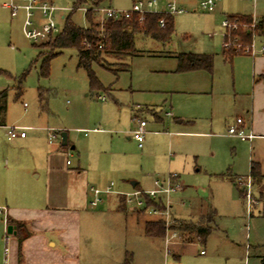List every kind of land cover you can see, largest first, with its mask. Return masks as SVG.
<instances>
[{
  "label": "rangeland",
  "instance_id": "374dc122",
  "mask_svg": "<svg viewBox=\"0 0 264 264\" xmlns=\"http://www.w3.org/2000/svg\"><path fill=\"white\" fill-rule=\"evenodd\" d=\"M5 1L0 0V92L7 90L8 97L0 126V207L18 208L28 215L29 209L48 206L54 223L83 224L78 230L81 264H264V177L248 186L252 161L264 174V90L258 75L264 56L243 52L232 61L223 57V22L228 19L223 12L253 15L252 22L258 21L264 17V0H223L216 13L203 11L201 0H156L154 12H167L174 1L184 10L174 15L176 31L170 43L139 37L136 47L143 51L139 56L106 57L93 66L98 81L94 88L88 73L78 68L77 51L67 49L56 56L50 40L27 39L24 13L12 18L2 6ZM138 1L148 0H103L100 8L131 11ZM52 2L62 31L73 0ZM85 13L81 9L72 17L81 28L88 27ZM105 20L102 15L95 19L101 24ZM250 22L240 21L245 28ZM255 42L259 51L264 36L257 33ZM40 53L56 56L49 78L40 77L44 59H38ZM184 53L215 56L213 72H180L179 59L168 57ZM103 97L106 101H101ZM159 113L161 122L155 118ZM238 117L253 127L252 142L228 135ZM141 119L148 122L149 131L143 149L130 134ZM15 126L30 128L26 140L9 139L7 128ZM47 129L55 131L53 144ZM62 133L68 134L67 147L62 146ZM78 165L87 170V178L70 176ZM170 172L180 175L183 190L171 196L175 216L164 223V236H146L144 224L135 219L137 213H144V219L157 216L133 205H127L123 215L110 209L103 218L94 219L91 214L98 208L91 206L89 193L85 209L77 210L79 194L88 183L99 182L97 186L105 190L112 182L134 179L150 188L153 176ZM235 176L238 186L231 180ZM201 200L217 209L221 228L206 241L183 230L192 221L200 222L194 208ZM108 201L104 198L105 204ZM6 230L0 215V253L6 246ZM76 232L73 227L67 237ZM173 233L178 238L169 245L168 254L166 239ZM175 246L181 248L179 259Z\"/></svg>",
  "mask_w": 264,
  "mask_h": 264
},
{
  "label": "trees",
  "instance_id": "16d2710c",
  "mask_svg": "<svg viewBox=\"0 0 264 264\" xmlns=\"http://www.w3.org/2000/svg\"><path fill=\"white\" fill-rule=\"evenodd\" d=\"M103 0H73V9L70 15L64 18V28L56 36L52 37L48 44L57 52L56 56L61 54L67 49H73L77 51L78 56V68L84 69L91 80V86L97 87L98 81L95 73L93 72V66L95 64H102V61L106 57H135L139 55V51L136 47V41L139 37L152 39L160 43L166 44L171 41L175 33V19L173 16H163L159 13H147L143 19H140L138 14H134L130 19L113 20L106 19L103 24L96 23L95 19L98 13L95 11L99 8ZM88 8L85 13V17L88 23L87 28H81L72 21L73 15L81 9ZM165 19V27L160 26V20ZM232 19L252 21L249 16L243 17H231ZM256 33L260 36H264V17L258 20L256 26ZM234 36L240 39L243 44H249L252 39V33L235 32ZM226 56L241 55L237 53L235 49L224 50ZM56 56L45 57L43 53H40L38 59H43L40 68V77L49 78L50 76V64L52 59ZM180 72H190L197 70H204L208 72L213 71L214 57L208 55L198 54H183L178 57ZM23 76L20 80L22 84L24 80ZM261 80L264 82V74L261 76ZM7 90L0 92V126H3V117L7 109ZM258 176H262L261 167L259 164L252 161L250 178L252 183ZM237 185V183L234 181ZM239 189V188H238ZM240 196L243 200V191L239 189ZM217 212L214 208L209 207L205 213L202 214L201 221L197 223L191 222L186 225L184 231L194 233L200 237L203 241L214 231L215 218ZM18 229H21V227ZM165 224L148 223L146 226V235L148 237H161L164 236ZM20 232V230H19ZM21 234V232L19 233ZM162 234V235H161ZM126 264H130L129 261Z\"/></svg>",
  "mask_w": 264,
  "mask_h": 264
},
{
  "label": "built area",
  "instance_id": "2783aa9c",
  "mask_svg": "<svg viewBox=\"0 0 264 264\" xmlns=\"http://www.w3.org/2000/svg\"><path fill=\"white\" fill-rule=\"evenodd\" d=\"M223 0H201L200 7L205 12H213ZM256 2V0H253ZM158 6L156 0L148 1H138L134 3L133 9L131 11H118L113 8H96L95 11L98 15H102L106 19L121 20L130 19L134 14H138L140 19H143L144 15L147 13H159L163 16H174L177 14H182L183 9H180L175 2L170 3L167 6V12H154L152 9ZM4 7L8 9L13 18H17L21 12L24 13V23L23 30L27 39L34 42H44L49 41L52 37L56 36L59 31L58 23L56 21L55 15L58 9L54 6L52 0H8L4 3ZM85 12L88 8L83 9ZM40 17V22H37V17ZM241 20L229 18L223 22V28H225L224 35V50L235 49L237 53H245L251 56H264V46L257 51L256 42L253 44V38L257 34L256 26L258 21L256 19L249 23L247 28L243 27L240 23ZM160 26L165 27V19L160 20ZM235 32H249L252 33V39L249 44H243L240 39L234 36ZM244 54V55H245ZM101 101H105V98H100ZM27 107V104H25ZM138 128L133 132L134 139L139 143V146H143L145 140L147 122L138 120ZM244 120L238 118L236 123L230 127L229 135L239 138L241 141L252 142L256 136L253 133H248L246 129L243 128ZM7 135L10 140H15L18 138L25 139L27 137V132L30 128L27 127H9L7 128ZM48 140L50 144H53L56 139L55 131L48 129ZM87 132V131H83ZM178 175L170 174L166 180L155 181V189L152 190H134L129 193H123L113 190L114 184L107 187L105 190L94 189L92 192L96 196V200L92 203V206H97L101 200V195L116 194L125 198V203L127 205H133L135 208L141 209L143 212H148L151 215L160 217L164 220V223H168L173 220L172 214V201L171 196L173 194L179 193L183 190V185L181 182H177ZM248 186L251 188L252 180L248 178ZM176 181V182H175ZM242 186V185H241ZM251 194V193H250ZM0 215L4 216V224L7 228L8 225V209L7 207H0ZM167 225V224H166ZM168 227V225H167ZM169 233V228L167 229ZM6 236H8V231L6 230ZM178 238L176 233L169 235L166 239V252L170 254L171 250L168 248L173 240ZM202 255L205 251L201 252Z\"/></svg>",
  "mask_w": 264,
  "mask_h": 264
},
{
  "label": "crops",
  "instance_id": "0c3cea01",
  "mask_svg": "<svg viewBox=\"0 0 264 264\" xmlns=\"http://www.w3.org/2000/svg\"><path fill=\"white\" fill-rule=\"evenodd\" d=\"M6 2L7 1H5L4 3H6ZM4 3L2 6L4 9H6L4 7ZM217 9L218 8H216L213 12H207V13H216ZM6 10L9 11L8 9H6ZM223 13L225 15H227L229 18L234 17V16H241V17H243V16L252 17L253 16V15L229 14V13H226V11ZM259 19H261V18H259ZM175 31H176V24H175ZM168 43H170V42H168ZM141 52H143V51H141ZM140 53H139V55H140ZM184 54H187V53H184ZM188 54L213 56V55H209L206 53H188ZM213 57H214V66H215V56H213ZM223 57L226 61H228V60L232 61L235 56L229 57V56L224 55V52H223ZM168 58H178V56L175 55L174 57H168ZM214 66H213V70H214ZM197 71H204V70H197ZM206 72H208V71H206ZM212 72H209V73H212ZM259 72H260V74H258L259 76H262L264 74V63H260ZM255 83H256V81H255ZM259 83L261 84V86L264 90V82L261 80V82H259ZM105 101H106V98H105ZM147 110H151V109H147ZM166 115L168 117H174L172 112H167ZM155 118L159 122L163 121L160 113H159V116L158 117L155 116ZM238 118H242V117H238ZM242 119L244 120L243 128L246 129V131L248 133H252L253 127H250V128L247 127V125L245 123V119L244 118H242ZM236 120H235L234 124L236 123ZM142 121H146V120H142ZM177 123L182 124V123H184V120H178ZM233 125H231V126H233ZM147 127H148V122H147ZM230 127H229V129H230ZM137 128H138V123H137L136 127L133 130H131V132H130L131 137L133 139H134L133 132ZM93 130L95 132L102 133V131L100 129H93ZM77 131L83 132V131H87V129L86 128H78ZM148 133H149V131L146 128V135ZM156 133H158V132H156ZM47 134H49L48 129H47ZM146 135H145V138H146ZM228 135H229V130H228ZM230 137H233V136H230ZM27 138H28V135L25 139H21V138H18V139L26 140ZM138 146H139V143H138ZM92 147L93 148H92L91 152L94 151V145ZM139 148L143 149L144 146H142V147L139 146ZM74 149H75V147L72 148V150H74ZM253 162H255V161H253ZM67 164H70V163L68 162ZM77 167L78 168L75 171L70 173V176H73L76 179H79L82 176H86V178H87V175H88L87 170L85 168H83L81 165H78ZM199 171L200 170L198 169V172ZM261 172H262V169H261ZM170 174L178 175V180L176 179V181L180 182V180H181L180 175L177 173L170 172L166 175L165 174L164 175L158 174L156 176H153L152 182L148 181V182H150V185H151L150 188H144L140 181L138 182L134 179H129V180H123L122 183H118L117 185L112 182L114 184L113 190L123 192V193H129V192H132L134 190H142V191L152 190V189H155V181L166 180L168 175H170ZM262 175L264 176L263 173H262ZM236 179H237L236 176L231 178L233 183H234V181L236 182ZM85 182H86V180H85ZM133 182L138 183L135 188L132 186ZM112 183L109 185H106V187L111 186ZM97 184H100V183L99 182L98 183L95 182V184H89L88 183L87 187H86L87 189H85V192L82 194H79L80 199L78 198L77 202H76L77 210L85 209V206L88 204V201L91 200L90 203H93L96 200V196L92 192V188L102 189V188H99L97 186ZM84 185H86V184H84ZM89 193H91L93 195V197H91V199H90ZM106 196L107 197H104L103 195L100 196V200H101L100 203L102 205H99L100 203L97 206L91 205L92 207L98 208L97 210H95L91 214L94 219H97L100 217L103 218V216L107 213V210H110V209L112 210V212H114L116 214V216H119L120 214H122V215L125 214L124 211H125V207L127 206V204L125 203L124 197L116 195V194H109ZM104 198H107L109 200L108 203H106V204L104 203ZM201 202H203V200L195 203V208H194L199 214V220L200 221H201L202 214L205 213L206 209H208L209 207L214 208L212 205H206L205 201L203 202L205 204H203ZM199 204H200V206H198ZM2 207H6V206L3 205ZM48 208L49 207L47 206V208H45V209L43 207L42 208L38 207L36 209H29L30 212L27 215L26 213H24L25 210H21L18 208L11 209L10 207L7 206L8 213H9V217H8L9 222L7 225V231H8V227L12 226L13 227V233H11V234L8 233V235H10V238L8 236H6V240H5L6 246L4 247V252H3L2 247H1L0 264H70L69 263L70 257L73 258V261L71 264H81L82 263V262H80V258L82 256V250H81V247H80L79 241H78V237H79V231L78 230L80 227H82L81 225H83V224H81V223L73 224L72 223L69 226L68 224L62 225L61 223H54L52 221V219H50L48 217L50 215V210H51V209L48 210ZM215 210L217 212V216L215 218L214 224H212L214 226V231L212 233L221 232V228L218 225L219 214H218L217 209H215ZM191 213H192V211L190 212V214ZM137 214H139L138 215L139 217H137V218L132 217V218H135L137 220V222L140 224L143 223L145 231H146V226L148 223H159V222L164 223V220L160 217H155L154 219H151V218L144 219V216H145L144 213L138 212ZM172 214L174 217L175 213H174L173 204H172ZM190 214H189V217H192L193 215L192 214L190 215ZM126 217H127V219L128 218L130 219L129 216H126ZM145 218H146V216H145ZM94 225L98 226L99 228L104 226L103 223H97ZM117 225L118 224L116 221L114 223V226L116 227ZM18 227L19 228L21 227V229H18ZM73 227H74V229L77 230L75 236L71 237V238L69 236L67 237L68 230L72 229ZM99 228H97V229H99ZM19 230H20L21 234H19L20 233ZM180 249H181L180 247H176V246L173 248V250H175L174 255L176 254L178 256L176 259H179V257H180L178 255ZM78 255H79V260H78ZM84 257H85V253H84Z\"/></svg>",
  "mask_w": 264,
  "mask_h": 264
},
{
  "label": "water",
  "instance_id": "95a60500",
  "mask_svg": "<svg viewBox=\"0 0 264 264\" xmlns=\"http://www.w3.org/2000/svg\"><path fill=\"white\" fill-rule=\"evenodd\" d=\"M62 146L63 147H67L68 146V134L67 133H62ZM138 183L133 182L132 186L135 188L137 186ZM8 233L11 234L13 233V227L9 226L8 227Z\"/></svg>",
  "mask_w": 264,
  "mask_h": 264
}]
</instances>
